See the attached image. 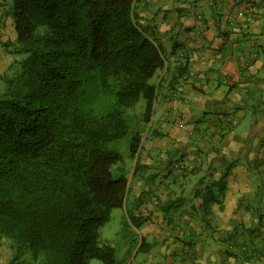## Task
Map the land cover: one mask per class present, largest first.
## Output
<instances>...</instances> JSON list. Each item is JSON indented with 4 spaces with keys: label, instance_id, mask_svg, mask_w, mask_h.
Listing matches in <instances>:
<instances>
[{
    "label": "trees",
    "instance_id": "obj_1",
    "mask_svg": "<svg viewBox=\"0 0 264 264\" xmlns=\"http://www.w3.org/2000/svg\"><path fill=\"white\" fill-rule=\"evenodd\" d=\"M136 2L11 0L15 39L4 45L24 58L0 73V239L15 259L114 261V246L99 236L127 192L124 175L114 176L122 158L113 142L132 125L136 151L137 125L154 106L150 80L164 67ZM224 176L205 188L206 209L220 202Z\"/></svg>",
    "mask_w": 264,
    "mask_h": 264
},
{
    "label": "crops",
    "instance_id": "obj_2",
    "mask_svg": "<svg viewBox=\"0 0 264 264\" xmlns=\"http://www.w3.org/2000/svg\"><path fill=\"white\" fill-rule=\"evenodd\" d=\"M135 12L164 67L150 80L156 95L137 125L139 146L120 166L124 202L142 186L150 192L152 169L183 167L134 204L140 242L121 264H264V0H137ZM14 39L11 6L0 0V73L13 62L4 44ZM222 175V198L208 210L202 194ZM9 260L0 246V264Z\"/></svg>",
    "mask_w": 264,
    "mask_h": 264
},
{
    "label": "rangeland",
    "instance_id": "obj_3",
    "mask_svg": "<svg viewBox=\"0 0 264 264\" xmlns=\"http://www.w3.org/2000/svg\"><path fill=\"white\" fill-rule=\"evenodd\" d=\"M6 1L11 6V0H6ZM9 56L11 57L10 59L12 61H18L21 58H24V55L20 53H11ZM10 69H12V67ZM5 72H7V69ZM4 87H5V83L0 78V92L4 89ZM138 108H139V105H138ZM131 129L133 130L132 125H131ZM131 129L124 137L113 142L114 148H116L120 152L121 158H122L119 166L114 171L115 177H118L120 175H126L125 172L127 168L125 167L121 169L120 166H122L123 164H126V162L129 160L128 145H129V140L131 138V132H132ZM175 155H176L175 158L177 159L179 155L177 154ZM173 162L174 160L168 163L166 168H163L162 172H155L154 169H152L150 172H152L153 176L151 177L150 182H148V180H144L148 183L146 187L147 186L151 187L150 192L143 191L144 188L142 186V189L140 190L142 192L139 195H134L136 196L137 200L133 204H130V202L127 200L124 202L123 206L113 208L110 212L109 219L99 227L100 238L106 240L108 243L114 246L115 255H114V261L112 264L123 263V260H125L127 257V250H132L134 247H137V244L140 242V238L138 237V235L132 232V227L133 226L138 227L139 224L137 223H140V219H137L135 216H133L134 212L132 211V208L136 202L145 204L146 199H148V197L152 193H155L153 192L154 191L153 189H157L159 185L164 183L163 182L164 177L169 176V174H167L168 170H171L174 168ZM140 177H143V176L141 175ZM166 201L167 199L163 203H165ZM171 214L172 212H168L166 216L168 217ZM128 232L131 233V236L127 237ZM0 246H1L2 252L4 253L9 252L10 264H29L30 262L29 257H25L24 255H22L21 257L17 259L14 258V252L10 246L9 239L7 238L0 239ZM10 251H11V254H10ZM90 262H92L91 264H102L100 261L96 259H92Z\"/></svg>",
    "mask_w": 264,
    "mask_h": 264
},
{
    "label": "built area",
    "instance_id": "obj_4",
    "mask_svg": "<svg viewBox=\"0 0 264 264\" xmlns=\"http://www.w3.org/2000/svg\"><path fill=\"white\" fill-rule=\"evenodd\" d=\"M243 14V12L242 11H237L236 12V14L235 15H237V16H241ZM250 21H252V18H250ZM229 23L230 24H232L233 23V18H231V20L229 21ZM189 60H193V56L191 55L190 57H189ZM263 152H264V150H263ZM264 159V158H263ZM174 167H183V163L182 162H178V163H176V164H174L173 165Z\"/></svg>",
    "mask_w": 264,
    "mask_h": 264
}]
</instances>
